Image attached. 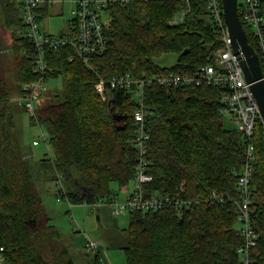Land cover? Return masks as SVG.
<instances>
[{"label":"trees","instance_id":"16d2710c","mask_svg":"<svg viewBox=\"0 0 264 264\" xmlns=\"http://www.w3.org/2000/svg\"><path fill=\"white\" fill-rule=\"evenodd\" d=\"M260 4L264 12V0ZM0 7L3 28L10 33L9 50L21 91L38 79L32 47L17 34L24 28L16 4L0 0ZM186 9L182 1L113 3L105 13V49L92 56L88 65L74 56L71 47L45 52L44 81L62 78L63 90L58 95L44 94L30 122L48 135L52 154L45 155L40 164L52 169L49 181L56 182L60 175L62 189L64 179L73 184L72 190L58 193L70 204L106 203L116 197L112 184L122 189L134 181L137 154L131 141L137 102L122 90L113 92L111 105L101 101L95 91L98 77L108 80L124 73L191 72L212 62L220 42L203 4L192 2L184 22L169 25L175 13ZM243 28L258 54L249 29ZM2 53L1 49L0 61ZM163 54H175L176 63L160 70L154 61ZM70 55L73 60H69ZM8 94L0 67V264H74L60 233L45 214L29 155L21 152ZM143 101L148 113L147 171L152 176L145 192H178L189 204L182 209L167 205L156 212H129L128 227L118 246L124 264H239L237 249L242 241L236 231L239 195L234 171L244 164L245 144L242 133L223 125L219 90L153 85L146 88ZM115 114L127 119L118 123ZM252 143L256 149L252 224L258 236L252 258L254 264H264L262 124L256 125ZM93 264H99L98 257Z\"/></svg>","mask_w":264,"mask_h":264},{"label":"built area","instance_id":"2783aa9c","mask_svg":"<svg viewBox=\"0 0 264 264\" xmlns=\"http://www.w3.org/2000/svg\"><path fill=\"white\" fill-rule=\"evenodd\" d=\"M129 0H18L21 21L24 28V38L32 47V61L35 64L34 73L38 79L23 87L22 96L18 104L32 117L38 103L46 93L44 88V75L47 71L45 60L46 51H56L59 48L71 47L74 56L88 65L89 59L95 54L104 51L106 38L104 34L105 13L113 3L125 4ZM182 1L187 9L177 12L169 20V25H179L184 22L190 12L192 2L205 6L208 18L216 34L220 47L213 53L211 63L201 65L191 72L165 71L162 73H141L133 76L130 73L116 75L111 79L98 77L95 91L103 102H111L113 92L117 90L130 93L136 100L137 107L132 115L135 125V136L131 141L132 148L137 154V165L134 170V183L136 187L125 194L122 199L112 198L99 206L108 205L112 208L114 216L124 212H156L167 205L179 207L188 206L189 202L180 199L179 193L173 195H149L145 192V185L152 182V176L148 173L149 163L146 159L147 126L145 118L147 110L144 106L146 88L153 85L166 89L199 88L202 86L214 87L219 90V113L228 117L242 133L245 144V159L240 170L234 171L237 178L236 190L239 195L236 215V231L241 238V246L237 249L239 264H254L253 250L257 247L258 236L252 224L255 210L251 207V185L253 164L255 161V149L252 143L254 130L257 124H263L257 102L250 89V84L245 81L241 68L240 56L235 54L232 42L223 17L221 0H166ZM68 2L73 5L71 27L65 34L51 36L43 32L40 26V9L44 6ZM238 13L242 26L249 29L250 36L258 51V58L264 79V12L261 9L260 0H238ZM73 60V56H69ZM47 144L48 140L42 137ZM34 142L33 145H37ZM62 189V178L57 176L55 182ZM85 250L97 251L99 244L87 240ZM3 248L0 246V263L3 262Z\"/></svg>","mask_w":264,"mask_h":264},{"label":"rangeland","instance_id":"374dc122","mask_svg":"<svg viewBox=\"0 0 264 264\" xmlns=\"http://www.w3.org/2000/svg\"><path fill=\"white\" fill-rule=\"evenodd\" d=\"M10 1L18 4L17 0ZM53 6L55 9L45 17L42 28L44 33L58 36L66 33L71 27L73 5L64 2L53 4ZM24 33L25 31L19 30L17 34L24 37ZM10 44V33L3 28L0 8V50L2 49L3 52L0 67L9 88V103L14 113L21 152L30 157H28V161L33 177H35V184L45 214L50 219V225L55 226L60 233L61 243L68 250L74 264H93L96 257H98L99 264H124L125 257L118 246L122 243L124 230L128 227L129 212L114 216L110 206H99V202L94 205L70 204L66 198L57 193L60 186L55 181H49L48 178L53 173L52 169L41 166L40 160L45 158L46 154L49 156L52 154L50 147L42 141V137L48 138V135L44 128L32 125L31 116L17 104L20 93L17 89L14 60L9 50ZM176 57L175 54H163L156 58L154 63L160 70L167 69L176 63ZM44 88L49 95H58L63 90V80L62 78L48 80V82H44ZM223 125L228 130L238 131L237 126L228 117L224 118ZM34 141L38 142L37 146H33ZM111 187L115 191L116 197L122 199L136 185L132 181L122 189H118L115 184H112ZM63 189L65 191L72 190L73 184L64 179ZM87 240L99 244L97 251L85 250L84 245Z\"/></svg>","mask_w":264,"mask_h":264},{"label":"water","instance_id":"95a60500","mask_svg":"<svg viewBox=\"0 0 264 264\" xmlns=\"http://www.w3.org/2000/svg\"><path fill=\"white\" fill-rule=\"evenodd\" d=\"M223 17L227 26L235 54L240 56L241 68L245 81L250 84V89L257 102L259 112L264 124V79L259 58L248 42V37L240 21L238 13V0H221ZM184 54L186 53L183 52ZM112 102H109L111 105ZM111 112H114L112 108ZM116 122L120 123L127 119L126 116L113 115ZM123 129L124 125L121 126ZM85 190V188H83ZM90 190V189H89Z\"/></svg>","mask_w":264,"mask_h":264},{"label":"crops","instance_id":"0c3cea01","mask_svg":"<svg viewBox=\"0 0 264 264\" xmlns=\"http://www.w3.org/2000/svg\"><path fill=\"white\" fill-rule=\"evenodd\" d=\"M17 3H18V0H17ZM16 6H17V8H18V10H19V16H20V7H19V3L18 4H16ZM1 8V7H0ZM55 9V7L53 6V5H49L48 7L47 6H44L43 8H41L40 9V15H41V17H40V26H41V28H42V22L44 21V19H45V17H47V16H49L50 14H51V12L53 11ZM2 20H3V18H2ZM22 22V21H21ZM2 25H3V22H2ZM42 30H43V28H42ZM44 31V30H43ZM22 91V92H21ZM21 91H19V93H20V97L22 96V93H23V88H22V90ZM46 94V93H45ZM19 97V98H20ZM18 98V99H19ZM18 99H17V104H18ZM19 105V104H18ZM20 106V105H19ZM21 107V106H20ZM22 108V107H21ZM23 109V108H22ZM44 137V136H43ZM47 139V138H46ZM48 140V139H47ZM35 142V141H34ZM33 142V143H34ZM38 145V144H37ZM37 145H33V146H37ZM46 146H48V143L47 144H45ZM47 155V154H46ZM30 156H32V155H30ZM30 158V157H29ZM99 209H100V207H99ZM55 227V226H54ZM56 228V227H55Z\"/></svg>","mask_w":264,"mask_h":264},{"label":"bare ground","instance_id":"6f19581e","mask_svg":"<svg viewBox=\"0 0 264 264\" xmlns=\"http://www.w3.org/2000/svg\"><path fill=\"white\" fill-rule=\"evenodd\" d=\"M240 16V15H239ZM214 88V87H213ZM256 150V149H255ZM162 194V193H161Z\"/></svg>","mask_w":264,"mask_h":264}]
</instances>
